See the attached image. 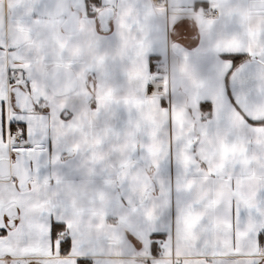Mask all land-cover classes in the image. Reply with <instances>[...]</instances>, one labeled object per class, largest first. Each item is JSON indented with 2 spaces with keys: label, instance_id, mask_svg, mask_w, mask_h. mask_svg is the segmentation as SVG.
I'll list each match as a JSON object with an SVG mask.
<instances>
[{
  "label": "snow or ice",
  "instance_id": "1",
  "mask_svg": "<svg viewBox=\"0 0 264 264\" xmlns=\"http://www.w3.org/2000/svg\"><path fill=\"white\" fill-rule=\"evenodd\" d=\"M171 3L0 0V264H123L139 253L143 264H264V25L239 21L244 0H175V21ZM56 16L61 36L83 20L94 37L91 66L69 55L74 38L60 50V82L74 81L63 107L49 100L53 65L42 51L58 47L41 30ZM110 49L123 54L119 72L106 67ZM136 69L128 105L112 82ZM185 71L190 123L177 120L180 84L169 81ZM209 77L219 100L203 93ZM81 100L97 118L95 147L80 138ZM118 124L133 126L138 143L127 158L115 149L104 158L103 136ZM82 168L111 197L92 237L65 211L67 176Z\"/></svg>",
  "mask_w": 264,
  "mask_h": 264
},
{
  "label": "crops",
  "instance_id": "2",
  "mask_svg": "<svg viewBox=\"0 0 264 264\" xmlns=\"http://www.w3.org/2000/svg\"><path fill=\"white\" fill-rule=\"evenodd\" d=\"M173 8V14L171 16V21H175L178 18V14L175 11L177 4L175 0H172L170 5ZM240 22L246 23L251 31H258L261 25H264V10H252L249 8V0H244V12L239 18ZM208 25L211 21L204 22ZM60 21L51 23L50 21L45 22L42 25L41 30L51 33V36H55L58 40L59 51L65 47L69 39H75V43L68 46L69 55L73 57L74 62L81 65L91 66L93 60L95 59V52L89 47V44L93 42L94 37L92 35V27L87 24V22L80 20V31L75 34L66 35L65 33L61 36V31L59 29ZM162 40V38H161ZM229 47H235L236 42L231 41L228 44ZM44 54L50 58V63H59L60 52L57 54L54 49H43ZM109 59L107 62V69L113 72H119L124 68V59L121 52L114 51L110 49L107 53ZM101 67H105L101 65ZM138 69L133 70V77L129 80H114L112 82V90L115 95L123 101H126L128 105L133 103L134 99V88L136 86L135 74ZM189 73L183 72L179 81L171 76L170 73V85L180 84V88L177 90L178 103L180 105V111L177 112V120L182 122L190 123L191 118L186 117L184 109L187 107L195 108L196 97L195 95H185L183 91V82L188 78ZM81 88L83 87V77L82 74L78 76ZM218 78L209 77L204 82L203 93L205 95L211 96L214 99L219 100V93L217 90ZM43 92V90H41ZM71 97L69 95L65 96H54L52 93L49 96L50 102L56 107H63L65 104L71 103ZM223 103L218 102L217 112L221 111L223 108ZM122 111L126 109V105H121ZM239 126V118L234 117L233 127ZM77 127L82 129H87V131L80 137L82 140L86 141L88 147H95L96 139L92 135L93 127H99L97 124V118L94 113L89 112L86 103L81 100L77 104ZM61 134H63L61 132ZM138 136L134 131L133 126L127 124H118L114 132H106L103 136L104 141V152L102 156L104 158L113 156V150L118 153L119 157L127 158L133 151L135 145L138 143ZM234 148H224L223 153L227 154L230 151H234ZM98 158L101 156L100 153L97 154ZM72 160L77 159V157L71 158ZM121 161L119 159H114L112 165L119 164ZM109 165L112 171L115 168ZM61 172H67L68 167L65 166L60 169ZM149 175L153 173L148 172ZM69 181L63 187V192L68 201V206L65 208L67 213V218L69 223L73 225V228L83 226L85 228V233L89 237L94 235L93 232V221L99 219L102 222L103 213L108 209L111 201L109 194L102 190H98L99 181L96 184L91 182L90 169L82 168L78 173L74 175L67 176ZM83 218V219H82ZM124 225H117L113 230L114 232L123 231ZM183 236L181 235V239ZM144 253L129 255L123 262V264H143L140 259ZM169 258L164 257L162 264H168Z\"/></svg>",
  "mask_w": 264,
  "mask_h": 264
},
{
  "label": "water",
  "instance_id": "3",
  "mask_svg": "<svg viewBox=\"0 0 264 264\" xmlns=\"http://www.w3.org/2000/svg\"><path fill=\"white\" fill-rule=\"evenodd\" d=\"M249 8L252 10H264V5L257 3V0H249ZM5 11H7V8H5ZM48 21H50L51 23H55L56 21H60V25H59V29L60 31H62V29L64 28V23L63 21L58 17H53L51 19H49ZM80 23V21H79ZM77 32H65L66 35H71V34H75ZM26 34V33H25ZM51 38L56 42V44L58 45V47H50L52 49L55 50V52L58 54L60 51V47L58 44V40L55 36H51ZM53 68H52V83L54 85L53 87V91L52 94L54 96H65L68 95L70 89L73 86V80L72 79H66L64 80V82L61 84V77H60V67L63 66V62H59V63H53ZM68 76L71 77L72 74L68 73ZM151 175H149V173H146L145 175H143L142 179L144 181H147L150 178Z\"/></svg>",
  "mask_w": 264,
  "mask_h": 264
},
{
  "label": "built area",
  "instance_id": "4",
  "mask_svg": "<svg viewBox=\"0 0 264 264\" xmlns=\"http://www.w3.org/2000/svg\"><path fill=\"white\" fill-rule=\"evenodd\" d=\"M169 79H170V75H169Z\"/></svg>",
  "mask_w": 264,
  "mask_h": 264
}]
</instances>
